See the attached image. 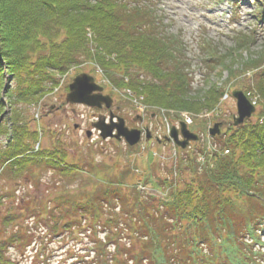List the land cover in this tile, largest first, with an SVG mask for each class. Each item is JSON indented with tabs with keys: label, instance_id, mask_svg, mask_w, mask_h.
Listing matches in <instances>:
<instances>
[{
	"label": "trees",
	"instance_id": "obj_1",
	"mask_svg": "<svg viewBox=\"0 0 264 264\" xmlns=\"http://www.w3.org/2000/svg\"><path fill=\"white\" fill-rule=\"evenodd\" d=\"M158 4L159 0H0V37L6 44L1 50L0 42V113L5 109L2 90L14 109L36 102L48 87L55 86L54 70L64 72L82 57L100 63L112 86L133 95L135 101L144 95L146 103L195 114L214 109L221 98L219 87L213 85L202 95L201 88L192 93L194 79L187 67L183 35L164 23ZM256 34L254 30L238 33L236 47L224 53L208 39L202 43L209 61L214 65L221 58L223 71L227 69L232 79L237 73L232 60H238L239 50H250ZM4 63L14 84L11 87ZM260 64H264L262 54L258 59L248 58L240 70H259ZM254 74L262 94L258 111L243 125L229 123L215 139L219 152L213 158L205 155L209 149L202 145L189 161L179 159L176 172L150 155L139 184L126 180L127 169L108 173L113 179L102 176L105 162H93L91 168L87 164L89 169L70 162L59 139L35 150L31 139L37 140L38 133L24 132L17 118L12 122L17 126L14 131L27 138L18 142L11 130L12 139L0 148L3 181L22 177L33 189L44 182V191L49 193L53 180L83 178L90 171L91 178L105 184L92 192L81 191L86 186L82 179L81 187L65 189L53 199L43 198L38 213L26 215L35 229H25L19 241L10 239L12 243L30 247L37 241L35 235L51 238L58 231L66 237L85 238L80 248V240L65 248L60 264H264V69ZM199 152L206 157L203 163L197 161ZM27 193L32 199L29 188ZM14 194L0 185V211L10 209L6 201ZM10 212L13 219L15 212ZM21 223L18 226L25 228V221ZM66 245L62 243L61 249ZM10 247L0 238V264H15ZM37 259L38 251L32 262Z\"/></svg>",
	"mask_w": 264,
	"mask_h": 264
},
{
	"label": "rangeland",
	"instance_id": "obj_2",
	"mask_svg": "<svg viewBox=\"0 0 264 264\" xmlns=\"http://www.w3.org/2000/svg\"><path fill=\"white\" fill-rule=\"evenodd\" d=\"M158 9L160 15L164 17V23L168 24L173 32H181L183 35L187 46V58L189 59L187 67L194 79L192 93L194 94L195 91L201 88L204 90H201L202 95L213 85L219 87L221 92L229 93V96L223 98L219 108L217 106L220 100L215 106L218 108V111H215L217 108L214 111H212L213 109L209 110L205 108L200 114H195V112L184 108H168L161 106V104L152 105V103L146 102V104H141L140 108H136L135 97L133 95L129 97L120 88L112 86L105 68L100 63L93 59L89 58L87 60L82 57L80 63L73 64L64 72L54 70L56 73L55 86L48 87L45 94L36 102L25 103L14 109L11 103L8 102L4 90L1 91V100L4 101L5 109L0 114L5 117L3 123L1 122L3 127L0 126V148L2 149V145H7L10 139H12L13 134L11 130L14 131L17 127L12 122L18 118L21 120L20 127L24 132L29 129L33 133H38L37 140L31 139L35 150L41 149L43 146H50L52 140L59 139L61 141L59 144H63L69 152L68 160L70 162L83 163L85 168L87 164L91 168L93 162L100 165L102 162H105L106 165L102 164L103 166L100 170L105 174L102 175L104 177H111L112 175L108 173H112L113 170L127 169L129 173L126 176V180L131 183L134 181H137L136 183L138 184L141 183V177L145 175L149 167L150 155L158 162L164 161L166 162L165 164L168 163L176 172L180 171L177 170L179 159L183 157L182 159L189 161L191 156H194L202 145H206L207 149H209V153L205 155H208L209 159L213 158V153L219 152L218 142L215 140L218 135L212 136L209 128L213 127L217 121L225 120L229 123L233 122L234 115L237 113V100L232 96V91L235 88H241L245 92H248L249 98L253 102H257L258 108L262 101L261 91L256 86L258 79L254 76V73L262 71L264 64H260L259 70H256L258 68L248 69L243 72L240 70L241 64L248 58L258 59L261 54L264 55V20L258 22L255 18V14L261 7L257 0H244L238 8V18H234L233 16V13L236 11H234L236 3L233 4V0H159ZM248 30H254L257 33L256 39H253L254 42L250 45V50L244 52L239 50L237 54L238 60H232V63H235L233 70L237 73L236 77L229 79L228 70L225 69L223 71L222 64L224 61H221V58H219L213 65L209 61L207 50L202 42L208 39L212 43V46H215L218 51L224 53L228 47H236L235 41L238 31L248 32ZM91 35L92 33L89 31L87 35L89 39L92 38ZM0 42L2 44L1 50L3 47L6 49V44L1 41V37ZM92 50H95L94 46ZM241 57H244V59H241ZM210 63L214 67H211ZM4 70L6 81L11 87L14 84L11 75L8 74L5 63ZM81 73L94 75L97 82L105 86L103 94L108 93L114 98H120L119 101L115 100L111 107L105 108L113 112L114 119L119 116L124 117L127 119L128 126L132 128L137 126L135 124L141 118H145L147 120L146 129L149 128L150 134L154 133L155 138L150 141L147 140L146 133L144 132L142 139L134 146L129 145L124 138L121 140L114 137L115 140L113 138H102L99 132L93 129L91 123L98 121L96 117L99 114H106L105 109L79 105L66 99L70 92V84ZM114 88H116L115 91ZM125 90L128 92L127 89ZM148 105L150 109L146 108ZM117 107H119V113L117 112ZM152 110L162 111V113H159L157 118H155L156 116L153 115ZM169 123L171 124L170 128H168ZM182 123L186 125L190 124L189 130L196 133L199 138L191 140L186 147H182L174 141L170 144L166 140L163 141V144L156 141V138L164 139L166 136L171 135L174 127L179 130L180 140L183 141L185 138L181 131ZM23 126H26V130ZM197 129H199L198 132ZM14 132L13 138L18 137V142L27 138V135L20 137L21 132H18V130ZM25 148L26 145L23 146V149ZM205 158L202 156V152H199L197 161L203 163V159ZM56 176H59V174H56ZM88 176L90 178L86 180L84 177ZM84 177L78 179L63 178V180L58 178L56 180L60 181L59 186L55 185L56 180H53L52 182L54 183L49 192L53 197L44 191L46 188L44 182H41L39 189H33L28 187L29 183L22 177L21 180L7 182L3 181L0 177V185L6 188V190H13L15 192L14 196H9L6 201L13 208L10 207L8 210L4 207L0 211V228L2 229L0 238L3 237V241L11 244V247L8 249H10V257L15 260L13 261L15 264H42V261H45V264H47L46 262L60 264L59 259L62 257L60 255L64 251L67 252L68 246L74 245L77 240H80L81 242L78 244V248H80L81 246L79 245L87 242L85 238L78 235L72 236L68 234V237L63 233L60 235V231L56 233L57 235L53 234L56 236L51 238L45 236L36 237L37 235H35L34 239L37 241L35 243L32 242L30 247H25L23 242L15 243V246L10 240L16 237V241H19L23 237L22 233L25 229H35L34 224H28L26 221V215L30 214L32 216L37 214L43 198L53 199L55 196L64 194L63 191L65 189L71 191L72 187H81L82 179L86 181V186H83L85 189H80L81 191L92 192L98 185L105 184L104 181H100L98 184L95 179L91 178L92 173L90 171H85ZM112 177L116 179L114 176ZM28 188L32 199L29 198V192L27 193ZM146 189L150 193H156V191L149 187ZM12 209L15 212L13 219L12 216L14 215L12 214L11 216L12 212H10ZM21 221H25V228L18 226V224L24 225ZM40 242L42 246L39 245ZM62 243H67L63 249H61ZM25 249H27L26 252H22ZM36 251H38L39 259L32 262Z\"/></svg>",
	"mask_w": 264,
	"mask_h": 264
},
{
	"label": "water",
	"instance_id": "obj_3",
	"mask_svg": "<svg viewBox=\"0 0 264 264\" xmlns=\"http://www.w3.org/2000/svg\"><path fill=\"white\" fill-rule=\"evenodd\" d=\"M104 87L95 81L94 76L88 73H82L76 76L70 85V92L67 95V100L72 103L85 104L92 107H102L105 104L107 107L113 105V98L110 95L103 94ZM224 92H222L223 94ZM232 95L237 99V115L234 117V125L238 126L243 124L246 118H249L255 113L256 107L248 99L247 95L242 89H235ZM114 114H111L110 123L106 122L103 117L98 122L94 123V127L101 131V136L106 139L108 137H114L119 140L124 138L130 145H135L141 139V130L136 128H129L126 125L125 119L117 117L118 122L114 121ZM227 125L225 122H217L210 128V134L212 136L220 135L223 133V128ZM117 130V134H114V130ZM181 131L184 136V140L181 141L179 137V130L176 127L173 128L172 137L175 139L178 145L186 147L191 140H197L199 137L196 133L189 130L188 126L184 123L181 124ZM147 140L151 139L150 131L147 130ZM168 141L171 138H167Z\"/></svg>",
	"mask_w": 264,
	"mask_h": 264
},
{
	"label": "flooded vegetation",
	"instance_id": "obj_4",
	"mask_svg": "<svg viewBox=\"0 0 264 264\" xmlns=\"http://www.w3.org/2000/svg\"><path fill=\"white\" fill-rule=\"evenodd\" d=\"M115 100H117V101H119L120 100V98L119 97H117V98H114ZM59 107V106H58ZM106 108V106H103V107H101V108H99V109H105ZM108 108V107H107ZM106 108V109H107ZM104 110L105 111V113L106 114H99V116L98 117H96L97 119L98 118H101V117H110V115L113 113V112H111L110 111V109L109 110ZM117 109H118V113H119V107H117ZM74 110V109H73ZM117 114V113H116ZM119 115V114H118ZM126 122H127V119H126ZM146 122H147V120L145 119V118H141V120H139L138 122H136V124L135 125H137V126H135V128H139V129H141V130H143V129H145L146 127H147V124H146ZM93 124V122L91 123V125ZM127 125H129L128 124V122H127ZM133 128V127H132ZM115 140V139H114Z\"/></svg>",
	"mask_w": 264,
	"mask_h": 264
},
{
	"label": "bare ground",
	"instance_id": "obj_5",
	"mask_svg": "<svg viewBox=\"0 0 264 264\" xmlns=\"http://www.w3.org/2000/svg\"><path fill=\"white\" fill-rule=\"evenodd\" d=\"M128 90V89H127ZM128 92L130 93V90H128Z\"/></svg>",
	"mask_w": 264,
	"mask_h": 264
}]
</instances>
